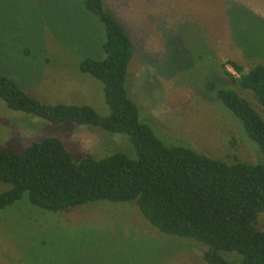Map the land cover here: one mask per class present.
Instances as JSON below:
<instances>
[{"label": "rangeland", "instance_id": "obj_1", "mask_svg": "<svg viewBox=\"0 0 264 264\" xmlns=\"http://www.w3.org/2000/svg\"><path fill=\"white\" fill-rule=\"evenodd\" d=\"M102 2L133 46L125 85L139 120L166 145L258 162V144L207 84L235 90L264 117L254 93L232 82L223 67L229 60L243 72L264 67V0ZM104 39L103 24L84 0H0V73L42 102L85 104L108 114L102 83L79 70L82 59L105 57ZM225 69L238 76L230 65ZM45 136L58 137L74 162L136 155L127 134L51 122L0 99L1 150L21 153ZM9 188L0 181V193ZM256 227L264 230V211ZM206 249L160 232L134 201L98 200L52 212L31 204L25 192L0 210V264H206ZM233 253L221 251L225 258Z\"/></svg>", "mask_w": 264, "mask_h": 264}, {"label": "trees", "instance_id": "obj_2", "mask_svg": "<svg viewBox=\"0 0 264 264\" xmlns=\"http://www.w3.org/2000/svg\"><path fill=\"white\" fill-rule=\"evenodd\" d=\"M84 5L104 26L105 57L84 58L79 70L102 83L108 114L99 115L85 104L42 102L2 73L0 99L11 110L51 122L90 124L127 134L136 155L114 153L74 162L55 136L32 141L21 153L0 149V181L10 185L0 193V210L25 192L31 204L52 212L98 200L134 201L160 232L206 244V264H264V230L256 227L264 211V117L235 90L210 81L208 89L242 122L262 158L256 163L227 162L188 146L166 145L139 120L138 106L128 95L125 81L133 55L129 36L102 0H84ZM223 67L232 82L251 90L264 106L262 65L243 72L229 60ZM221 251L235 252V258H225Z\"/></svg>", "mask_w": 264, "mask_h": 264}]
</instances>
